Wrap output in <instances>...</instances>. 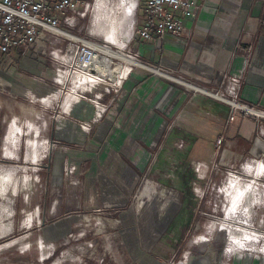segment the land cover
<instances>
[{
	"label": "rangeland",
	"instance_id": "374dc122",
	"mask_svg": "<svg viewBox=\"0 0 264 264\" xmlns=\"http://www.w3.org/2000/svg\"><path fill=\"white\" fill-rule=\"evenodd\" d=\"M145 1L142 0L138 16L136 12L140 27L144 23ZM260 1L264 4V0ZM133 4L132 0L126 1L125 10ZM99 5L98 2L71 31L120 50L118 41L129 40L126 29L130 11L125 15L128 21L122 24V34L117 36L116 43L107 39L97 25ZM119 11L112 5L104 14ZM111 19L112 16L105 18L103 25L108 26ZM131 28L133 40L120 51L132 55L142 65H130L121 83L105 76L92 86H76L74 81L79 79L78 73L73 72V63L67 57V63L57 62L59 48L45 40L37 59L52 71L53 86L47 94L37 97L29 88L15 92L0 84V264L210 262V255L199 258L188 244L192 246V242L214 231L222 232L229 242L232 261L238 262L242 255L249 261L256 257L264 261V237H261L264 205L259 204L262 193L254 191L253 186L248 191L233 189L237 183H262L264 174H247L243 162L232 168L218 160L219 155L208 160L204 153L207 144L198 141L207 139L209 134L206 131L201 134L197 127L184 124L186 119L198 123V119L206 118L211 111L193 103V96L202 94L200 91L177 85L166 76L181 78L242 102L230 91V75L226 72L223 83L215 89L186 72L147 60L136 47L144 41ZM59 38L65 42L64 54L70 42ZM118 63L124 65L120 60ZM146 65L166 75L155 73ZM59 66L69 73L62 75V78L66 76L62 82L57 79L62 74L57 71ZM141 71H152L156 79L170 84L155 103L151 94L148 95L150 79L131 80ZM125 88L140 105L149 109L146 108L141 119L135 111L121 126H114L108 120L112 117V100L114 96L125 98ZM176 90H180L178 97L189 98L178 112L170 104ZM98 111L102 116L97 115ZM157 115L163 120L155 126ZM68 124L74 125L72 135L77 141L61 139L60 132L67 130ZM222 149L217 148L219 154ZM124 167H130L129 174H121ZM186 199L188 203L193 199L194 206H181ZM235 202H240L237 207ZM170 205H180L176 221L157 240L147 238V243L152 242L150 248L145 247L141 233L144 231L145 235L151 230V222L155 220L152 213L156 215L157 211L160 218L153 222L158 225L157 234L160 226L167 224L164 214ZM245 209L247 218H242ZM182 218L191 223L181 222ZM225 223L228 225L223 226Z\"/></svg>",
	"mask_w": 264,
	"mask_h": 264
},
{
	"label": "crops",
	"instance_id": "0c3cea01",
	"mask_svg": "<svg viewBox=\"0 0 264 264\" xmlns=\"http://www.w3.org/2000/svg\"><path fill=\"white\" fill-rule=\"evenodd\" d=\"M197 2L201 6L199 15L195 18H184L185 26L190 30L191 35L168 34L164 39H142L144 42L138 43L136 46L137 49L143 53L147 60H155L164 66L186 72L192 77L200 79L206 86L211 88L218 89L223 83L224 75L227 72L230 75L229 85L233 79L236 82L235 90H230L234 98H238L247 105L264 111V4L260 0H197ZM120 3V5L116 4V8L120 9V11L118 12L119 14L117 13L115 15H120L121 11L124 10V14L122 15L125 18L129 10L126 11L124 7L126 1ZM98 7H100L103 22L106 16L112 14L106 13L104 15L110 6L108 5L106 8L104 5H99ZM130 8L133 14V6L131 5ZM133 16L130 15V21H128V27L126 29V36H129L127 37L128 39L133 32L131 28ZM123 23L124 21L119 23L113 34H106L105 30L109 29L110 25H103V34H105L107 39L117 43V36L122 34L121 29L123 28ZM197 25L202 26L204 29L198 28ZM43 42L39 41L27 53H23L19 49H14L8 54H0V84H6L15 92H22L23 89L29 88L37 97L47 94L53 86L52 71L45 68L41 60L37 59V56L42 53ZM46 42L52 47H58L59 49L56 51L58 54L63 53L62 48L65 47V42L61 38L48 35ZM118 42L121 44L125 43L123 41ZM38 49L41 52L38 53ZM153 76L154 72L152 71H141L135 73L131 80L141 81L147 78L150 79L147 82L151 85L149 86L148 95L151 94V101L154 100L155 103L162 98L163 93L168 90L170 84L164 83L161 78L156 79ZM180 83L178 81L176 84L180 85ZM90 84L92 86L95 83ZM184 85L188 86L187 84ZM195 86L197 87V85ZM197 88L200 90L199 86ZM126 89L123 92L127 96L123 99L113 94L112 117L108 118V120L114 126H121L126 121V118L132 117L135 111H138L137 116L141 119L145 116L147 109H149L148 107L140 105L138 100L130 94V90L128 92ZM178 91L180 90H176V97L170 103L171 105L173 104V111L175 110L177 112L182 106L184 108L189 101L188 96L178 97L180 93ZM201 93L193 96V103L196 106L204 105L205 107H209L208 109L212 113H207L208 116L206 118L201 117V119H198V123L190 121L192 119H186L187 124L185 123L184 125L195 126L197 127L196 130L201 134H204L205 131V134H209L206 137L207 139H199L198 141L207 144L208 147L205 150V146L204 153L208 160L212 159L215 155V159H217L219 155L218 160L223 161L224 164L232 168L240 162H243V169L247 174L256 173L258 176L263 175L264 117H257L242 110H236L235 119L229 121L230 113L233 110L229 107L231 103L216 98L211 94ZM192 109L195 110V108ZM161 119L163 120V117L157 115L155 118L157 121L155 126L159 125ZM153 123L154 120L151 122L150 127L154 125ZM73 126V124H68L67 130L62 131L63 133L60 132L61 139L64 137L63 139L65 140L71 139L70 141H77L75 136L72 135ZM205 127L208 130H204L203 128ZM12 128L17 129L14 125H12ZM12 128L10 133L14 135V129ZM16 132L18 134V131ZM9 137L11 136L9 135ZM215 137H217V140L222 138V143L217 145ZM215 146L216 150L214 149ZM217 148H223L221 154L218 153L219 150ZM259 164L262 168L259 167ZM120 172L124 175L129 174L130 167H124ZM231 186L233 185L231 184ZM252 186L258 194L262 193V201L259 204L264 205V182L259 184L237 183L234 184L233 189L248 191ZM189 201L188 203L186 199V202L182 203L181 206L193 207L195 204L193 202L194 200L192 199L191 201L189 199ZM240 202H235L237 203L235 207ZM179 208L180 205L179 207L170 205L167 208L164 214L166 216L165 218L168 219L167 224L163 228L160 226L159 231H161L160 233L158 231L157 234L155 229L158 228V225H155L153 222L160 220V218H157V211L156 215L152 213L155 220L151 222V230L149 228V231L145 235L144 231L143 233L140 232L144 236L143 243L145 247L149 246L148 248H150L152 242L148 241L147 243V238L153 239L154 241L157 240L171 226L170 224L176 221L175 219ZM247 211V209H245L246 213L243 211L242 218H247L244 215L247 214ZM259 219H263V217L259 216ZM181 222L191 223L185 221L183 218ZM225 225L228 224H223V226ZM248 236L251 235L248 234ZM204 237L206 238H202L198 242H192V246L188 244L191 252H194V255H198L199 258H206V256L210 255V262L207 260L208 262H198L196 264H264V261L261 262L259 257L249 261L243 255L238 262L232 261L233 250L229 248V242H226L225 237L220 231H214L206 234ZM261 237H264V235ZM194 245L196 247L200 246L199 251H195L196 247Z\"/></svg>",
	"mask_w": 264,
	"mask_h": 264
},
{
	"label": "built area",
	"instance_id": "2783aa9c",
	"mask_svg": "<svg viewBox=\"0 0 264 264\" xmlns=\"http://www.w3.org/2000/svg\"><path fill=\"white\" fill-rule=\"evenodd\" d=\"M97 3L98 0H0V54H8L14 49H20L23 53H27L39 41H45L48 35L64 37L69 40V46H67L66 53H57L56 59L59 63H67L66 60L73 63V72L78 73L79 79V82L75 84L76 86L86 85V83L83 84L86 82L85 77H81V75L90 71V67L94 64H98L99 69L102 70L106 67L114 68L116 74H114L113 79L117 80L116 77L119 75L121 65L118 63L119 59L112 56L109 51L116 49L112 45L79 36L71 31L81 19L87 17ZM134 3L133 29L137 30L139 37L143 40L164 39L168 34L191 35L190 30L185 26L184 18H195L201 10L197 0H146L143 9L144 23L140 27L138 17L136 22V12L138 16L142 0H134ZM197 27L204 29L199 25ZM132 40L133 37L129 43ZM129 43L126 46H130L131 43ZM125 48L123 49L125 50ZM65 57H67L66 60ZM133 58L135 59V57ZM61 68V66L57 67V71H62ZM95 71L97 72V70ZM63 74L69 75L68 72L64 73V71L62 74L59 73L57 79L60 82L66 78V76L62 78ZM81 79L82 82H80ZM95 79L100 80L102 77ZM181 81L184 84L189 83L183 79ZM235 88L236 82L233 79L230 82V90L234 91ZM200 92L211 94L207 91ZM243 104L246 106L245 108L234 106L231 103L233 110L230 113L229 121L235 119L236 110H242L257 117H264L263 110ZM254 110L260 111L262 114H254ZM97 115L102 116L99 111ZM222 141V138L218 139L219 144Z\"/></svg>",
	"mask_w": 264,
	"mask_h": 264
},
{
	"label": "bare ground",
	"instance_id": "6f19581e",
	"mask_svg": "<svg viewBox=\"0 0 264 264\" xmlns=\"http://www.w3.org/2000/svg\"><path fill=\"white\" fill-rule=\"evenodd\" d=\"M122 1H131V0H98V2H99V4H101V5H104V6H115L116 4H121L120 2H122ZM134 0H132V2H133ZM128 4V3H127ZM125 5V4H124ZM125 7V6H124ZM128 8H129V6H127ZM126 7V8H127ZM109 8V7H108ZM127 8V9H128ZM98 10L100 11V7H98ZM110 10V9H109ZM116 10V9H115ZM120 10V9H119ZM122 10V9H121ZM129 11H130V15H134V7H133V14H132V12H131V9H128ZM124 10H122L121 11V14L120 15H115V14H111V15H109V16H106L105 18H108V19H110V17L112 16V19H111V22H110V28L109 29H106L105 30V33L106 34H113L114 32H115V28L119 25V23L120 22H127L128 20H126L125 18H123L124 16L122 15V14H124V12H123ZM107 13V12H106ZM117 14V13H116ZM105 15V14H104ZM99 21L97 22V25H98V27L100 28V29H102V31H103V22H102V15H101V13H99ZM104 21V20H103ZM132 27H133V25H132ZM132 34H133V32H132ZM131 37H132V35H131ZM131 37L129 38V40L126 42V43H124V44H121V46L119 47L121 50L123 49V48H125L126 47V45H127V43L131 40ZM110 51V54L112 55V56H114L115 58H117V59H119L120 61H122V63H124V65L123 66H121L120 68H119V75L116 77V82H118V83H121L122 82V80L125 78V76L127 75V73H128V69L130 70V65H142V63L141 62H139L138 60H136V59H134L133 57H131V56H129L128 54H125V53H123V52H120V51H113V50H109ZM99 65L98 64H94V65H92L91 67H90V71H87L86 72V74H84V75H81V77L83 76V77H85V81L86 82H83V84L84 83H86L88 86L89 85H91L90 83H98L97 81H99V80H97V79H95V78H98V77H102V79H100L101 81L102 80H104L103 79V77L104 76H111L112 77V79H113V76H114V74H116V72H115V70H113L112 68H108V67H106L104 70H102V69H99V67H98ZM146 67H147V69H151L152 71L153 70H156V72L157 73H161L160 71H158L157 69H154V68H152V67H149V66H147L146 65ZM95 70H97V72L95 71ZM163 75H166V74H164V73H162ZM167 77H171V78H173L175 81L177 80V82L179 81V83L180 82H182L181 81V79H177L176 77L174 78V77H172V76H169V75H166ZM80 77V78H81ZM80 82H82V79L80 80ZM77 83V79H75V81H74V84H76ZM95 83V84H96ZM101 83V82H100ZM105 83V82H104ZM182 84V83H181ZM187 87H193L192 89H195V90H199L195 85L193 86V84H191V83H187ZM91 88V87H90ZM199 91H207L208 93H211L214 97H216V98H219V99H221V100H223V101H225V102H228V103H232L234 106H237V107H243V108H245L246 106L243 104V103H241V102H236V101H233V100H231V99H229V98H226L225 96H222V95H220V94H217V93H214V92H212V91H209V90H207V89H204V88H201L200 87V90ZM254 114H262L260 111H257V110H254ZM261 168H262V166H260Z\"/></svg>",
	"mask_w": 264,
	"mask_h": 264
},
{
	"label": "water",
	"instance_id": "95a60500",
	"mask_svg": "<svg viewBox=\"0 0 264 264\" xmlns=\"http://www.w3.org/2000/svg\"><path fill=\"white\" fill-rule=\"evenodd\" d=\"M153 71H155V70H153Z\"/></svg>",
	"mask_w": 264,
	"mask_h": 264
},
{
	"label": "trees",
	"instance_id": "16d2710c",
	"mask_svg": "<svg viewBox=\"0 0 264 264\" xmlns=\"http://www.w3.org/2000/svg\"><path fill=\"white\" fill-rule=\"evenodd\" d=\"M20 50V49H19Z\"/></svg>",
	"mask_w": 264,
	"mask_h": 264
}]
</instances>
